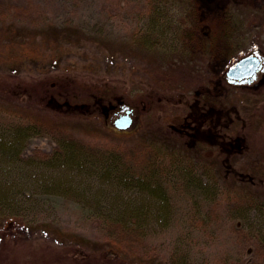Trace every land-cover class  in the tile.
Masks as SVG:
<instances>
[{
	"label": "rangeland",
	"instance_id": "obj_1",
	"mask_svg": "<svg viewBox=\"0 0 264 264\" xmlns=\"http://www.w3.org/2000/svg\"><path fill=\"white\" fill-rule=\"evenodd\" d=\"M193 2L195 24L183 32L192 61L189 67L179 61L170 62L167 67L180 78L179 90H162L149 82L155 70L153 60L148 55L136 54L126 44L130 33L142 24L139 20H144L142 6L136 0H0V96L6 97L4 80L30 84L39 79L46 82L49 77L66 81L77 93L69 101V113L63 108L62 112L55 111L31 102L28 95L3 106L16 111L15 106L21 115L44 114L49 122L62 123L88 141L131 142L137 136L145 137L212 162L213 169H221L222 174L234 176L248 172L264 196V70L247 85H236L245 90L232 89L229 84L221 86L220 82V76L242 56L256 51L264 54V0ZM24 48L32 51L33 57H27ZM16 87L11 85L9 91L13 94ZM91 92L123 97V103L135 107L136 123L127 131L115 128L111 120L119 102L106 119L96 113L88 114L94 110ZM141 99H149L144 108ZM58 106L62 107L60 103ZM188 107L202 130L172 137L168 133L169 124L182 120L190 111ZM226 112L240 117V123L233 122V118L225 122ZM221 128L230 130L235 139L225 142L218 131ZM55 146L51 136H34L25 146L23 157L35 152L50 153ZM254 165L258 169L256 173ZM10 175L23 182H31L33 179L29 177L34 176L38 183L44 175L60 176V173L35 165L15 169ZM34 191L43 190L37 187L26 190L28 195L35 194ZM40 198L44 219L56 221L63 230L88 239L84 255L58 260L59 252L66 247L45 231L36 230L27 242L13 252L8 251L0 264L113 263L111 254L103 260L97 258H103L106 240L75 200L52 196L45 203L46 195ZM178 205L180 212H175L172 225L164 230L158 228L151 237L156 253L148 256L139 251L127 255L129 263L145 259L147 264H180L181 255H185L182 264L252 263L254 243L233 235L231 222L225 215L206 223V227L202 219L197 223L199 216L190 218L187 206Z\"/></svg>",
	"mask_w": 264,
	"mask_h": 264
},
{
	"label": "trees",
	"instance_id": "obj_2",
	"mask_svg": "<svg viewBox=\"0 0 264 264\" xmlns=\"http://www.w3.org/2000/svg\"><path fill=\"white\" fill-rule=\"evenodd\" d=\"M136 1L142 6L140 11L144 20H139L142 24L130 33L126 44L136 54L148 55L153 60L155 70L150 84L162 90H179V75L167 65L175 60L187 66L192 61L183 32L190 24H195L194 2ZM24 51L27 57H33L32 51L27 48ZM61 80L49 77L46 82L39 79L22 84L7 79L5 86L2 84L6 97L0 96V260L6 258L8 251L13 252L27 242L36 230L45 231L66 247L59 252L58 260L84 255L83 249L89 246L88 239L63 230L56 221L44 219L40 196L44 199L46 195L45 203L52 196H68L78 203L80 211L95 222L106 240L103 258H97L103 260L111 254L112 264H147L145 259H134L129 263L127 255L139 251L154 255L156 249L150 242L151 237L158 228L164 230L172 225L175 212H180L178 204L187 206L190 218L199 216L197 223L202 219L206 227V223L225 215L231 222L233 235L254 243L255 258L250 264H264V222L261 223L264 221V196L248 172H238L234 176L222 174L221 169H213L212 162L196 159L145 137L137 136L131 142L88 141L76 136L62 123L49 122L44 114L36 116L29 112L21 115L15 106L16 111L3 106L10 100L28 95L31 102H39L55 111L63 108L69 113V101L77 93ZM220 82L221 86L229 84L232 89L239 88L228 83L225 74L220 76ZM11 85L18 86L14 89L17 94L9 91ZM239 89L245 90L242 86ZM89 95L94 110L88 114L96 113L103 119L123 98L99 92ZM141 101V108H144L149 99ZM231 118L240 123V117L226 112L225 122L232 121ZM168 127L170 131L167 132L172 137L177 133L187 136L194 129L202 130L200 122L191 115V108L182 120ZM218 131L227 143L235 139L230 130L221 128ZM40 135L51 136L56 146L50 153L35 152L24 158L28 141ZM35 165L60 173V176L44 175L38 183L34 176L29 177L33 179L31 182L11 178L13 170ZM214 168L217 167L214 165ZM253 170L254 173L258 170L255 165ZM73 172L75 174H71ZM36 187L43 191L28 195L26 190ZM184 258L185 255H181L178 263H183Z\"/></svg>",
	"mask_w": 264,
	"mask_h": 264
},
{
	"label": "water",
	"instance_id": "obj_3",
	"mask_svg": "<svg viewBox=\"0 0 264 264\" xmlns=\"http://www.w3.org/2000/svg\"><path fill=\"white\" fill-rule=\"evenodd\" d=\"M262 70H264V54L256 51L235 61L227 69L226 77L230 83L245 84L255 80ZM121 106L125 114L117 118L114 125L118 129L125 130L135 122V115H132L135 108L125 103H122Z\"/></svg>",
	"mask_w": 264,
	"mask_h": 264
},
{
	"label": "flooded vegetation",
	"instance_id": "obj_4",
	"mask_svg": "<svg viewBox=\"0 0 264 264\" xmlns=\"http://www.w3.org/2000/svg\"><path fill=\"white\" fill-rule=\"evenodd\" d=\"M259 74V73H258ZM225 77H226V73H225ZM227 79V78H226ZM251 82V81H250ZM229 83V82H228ZM230 84H233V85H238V84H236V83H230ZM248 83H245V84H240V85H247ZM123 102L122 101H119V109H115V111H113V115H114V117H113V120H111V122H112V124L114 125V121L117 119V118H119V117H121L122 115H124L125 113H124V111L122 110V106H121V104H122ZM129 105V104H128ZM131 107H133L132 105H130ZM114 108H116V105H114L110 110H112V109H114ZM135 108V107H134ZM132 115H135V122H134V124L136 123V121H137V116H136V112H135V110L133 111V113H132ZM112 116V115H111ZM133 124V125H134ZM115 126V125H114ZM129 129V128H128ZM128 129H126V130H123V131H127Z\"/></svg>",
	"mask_w": 264,
	"mask_h": 264
}]
</instances>
